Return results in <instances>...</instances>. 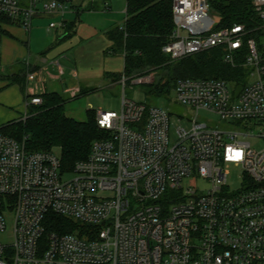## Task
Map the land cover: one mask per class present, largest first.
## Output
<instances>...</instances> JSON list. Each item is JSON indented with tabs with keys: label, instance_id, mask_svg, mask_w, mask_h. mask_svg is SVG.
I'll return each instance as SVG.
<instances>
[{
	"label": "built area",
	"instance_id": "built-area-1",
	"mask_svg": "<svg viewBox=\"0 0 264 264\" xmlns=\"http://www.w3.org/2000/svg\"><path fill=\"white\" fill-rule=\"evenodd\" d=\"M70 1L44 10L63 13ZM211 1L172 0L173 32L162 51L180 60L220 48L242 75L239 82L176 80L175 99L194 116L189 129H175L173 142L167 110L124 97L119 112H95L106 136L69 170L59 152H30L24 140L0 133V264H264V148L240 140L254 127L252 136L264 141V0H250L258 19L251 28L220 27ZM38 2L0 0V15L29 30ZM40 103L31 94L25 108ZM200 112L225 126L211 128ZM232 168L238 190L229 186ZM53 217L77 229L50 230Z\"/></svg>",
	"mask_w": 264,
	"mask_h": 264
},
{
	"label": "trees",
	"instance_id": "trees-1",
	"mask_svg": "<svg viewBox=\"0 0 264 264\" xmlns=\"http://www.w3.org/2000/svg\"><path fill=\"white\" fill-rule=\"evenodd\" d=\"M211 3L212 11L221 16L220 27L244 23L247 28H251L258 24L250 0H212ZM171 9L172 0H126L122 27H115L106 33L112 42L107 51L123 58V71L120 75L106 76L134 79L155 72L160 77L156 82L148 84V87L149 93L156 96L170 95L178 79L214 78L239 82L242 68L226 64L220 48H212L180 60H172L162 51L173 32ZM0 23L15 25L12 19L4 15H0ZM25 70L23 68L17 74L4 77L17 83L24 91ZM90 91L82 89L73 98L58 93L38 95L41 103L29 105L23 118L0 126V133L20 142L24 140L30 152L57 149L62 167L69 170L77 161L87 157L93 141L106 136L96 125L94 111L87 110L83 122L65 115L64 105L67 101ZM54 225H63V232L77 229L72 221L62 217H53L50 230H58Z\"/></svg>",
	"mask_w": 264,
	"mask_h": 264
},
{
	"label": "crops",
	"instance_id": "crops-1",
	"mask_svg": "<svg viewBox=\"0 0 264 264\" xmlns=\"http://www.w3.org/2000/svg\"><path fill=\"white\" fill-rule=\"evenodd\" d=\"M52 1L39 0L29 30L0 23V71L8 77L26 68L24 91L0 74V126L20 119L26 96L58 93L73 98L71 94L82 89L106 86V74H122L123 58L107 51L112 42L106 33L122 27L126 0L121 11L114 9V0H71L63 13L45 11L44 5ZM58 21L64 28L56 37L48 26ZM40 24L47 25V40L36 43L30 33ZM29 74H35L33 81L27 79Z\"/></svg>",
	"mask_w": 264,
	"mask_h": 264
},
{
	"label": "rangeland",
	"instance_id": "rangeland-1",
	"mask_svg": "<svg viewBox=\"0 0 264 264\" xmlns=\"http://www.w3.org/2000/svg\"><path fill=\"white\" fill-rule=\"evenodd\" d=\"M115 6L114 9H117L119 7H122V2L124 4V0H114ZM117 11V10H116ZM121 11V10H120ZM123 13V11H122ZM122 17V14H121ZM60 21L55 22V24H58ZM211 20L210 18H207L203 23L202 27H206L210 24ZM47 25L46 24H40L36 27V30L33 29L30 33V36L33 40L36 41V43H39L46 39V34L48 33L46 30ZM51 31L57 32L58 36H60V32H62L61 29H52ZM56 33V34H57ZM60 34V35H59ZM29 35V34H28ZM5 70L0 71V74L5 75ZM120 75V74H115ZM150 77V82L148 84H151L153 82H156L158 78L160 77L155 72H151L148 75H145ZM144 77V76H140ZM138 77L134 79L126 78V84L122 85V76L120 78L115 79L112 76H105L106 86H99L95 90H92L80 97H77L75 99H70L67 101L64 105V112L65 115L74 119L75 121L83 122L86 120V111L92 110L94 112L98 110L102 111H114L119 112L122 107V97H124L127 100H131L136 103H140L147 108L149 107H161L167 110L169 114V122H170V141L173 142L175 139V129L177 128H190V120L193 118L192 111L178 103L175 99V95L173 92H171L168 96H156L149 93V87L146 83L136 82ZM232 84H230V89L232 88ZM22 112L19 113V118L24 117V108H25V102L21 104ZM199 120L205 121L209 124L211 128H215L218 125L225 126V123L223 124L219 117L216 115H212L206 112H200L199 113ZM221 123V124H219ZM250 131L252 132V135H256L258 133V128H251ZM251 135V134H250ZM249 136L246 138H240L242 141H246L250 144V147L253 150H261L264 148V141L260 138H257L255 136ZM55 152H58L57 149H53ZM238 175L239 170L238 169H230L229 171V186L232 190H238L239 189V181H238ZM74 177L73 174H65L63 176V180H70ZM199 187L201 189H204L206 187L205 182H200Z\"/></svg>",
	"mask_w": 264,
	"mask_h": 264
},
{
	"label": "water",
	"instance_id": "water-1",
	"mask_svg": "<svg viewBox=\"0 0 264 264\" xmlns=\"http://www.w3.org/2000/svg\"><path fill=\"white\" fill-rule=\"evenodd\" d=\"M240 90H241V87H237V88L235 89L234 95L236 96V95L239 93Z\"/></svg>",
	"mask_w": 264,
	"mask_h": 264
}]
</instances>
